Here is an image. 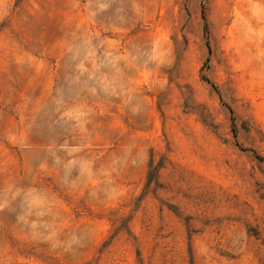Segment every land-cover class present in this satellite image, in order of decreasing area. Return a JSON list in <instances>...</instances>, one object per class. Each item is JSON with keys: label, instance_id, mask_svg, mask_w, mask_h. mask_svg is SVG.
Instances as JSON below:
<instances>
[{"label": "rangeland", "instance_id": "374dc122", "mask_svg": "<svg viewBox=\"0 0 264 264\" xmlns=\"http://www.w3.org/2000/svg\"><path fill=\"white\" fill-rule=\"evenodd\" d=\"M0 264H264V0H0Z\"/></svg>", "mask_w": 264, "mask_h": 264}]
</instances>
